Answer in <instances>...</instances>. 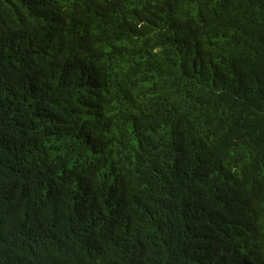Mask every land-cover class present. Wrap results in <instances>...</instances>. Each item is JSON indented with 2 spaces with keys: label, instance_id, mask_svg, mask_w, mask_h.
Listing matches in <instances>:
<instances>
[{
  "label": "trees",
  "instance_id": "16d2710c",
  "mask_svg": "<svg viewBox=\"0 0 264 264\" xmlns=\"http://www.w3.org/2000/svg\"><path fill=\"white\" fill-rule=\"evenodd\" d=\"M0 264H264V0H0Z\"/></svg>",
  "mask_w": 264,
  "mask_h": 264
}]
</instances>
